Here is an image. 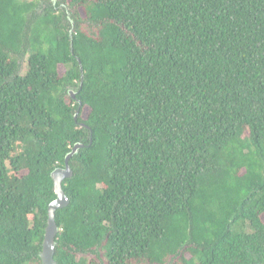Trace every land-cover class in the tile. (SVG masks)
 <instances>
[{
    "label": "trees",
    "instance_id": "obj_1",
    "mask_svg": "<svg viewBox=\"0 0 264 264\" xmlns=\"http://www.w3.org/2000/svg\"><path fill=\"white\" fill-rule=\"evenodd\" d=\"M77 142L57 264H264V0H0V264Z\"/></svg>",
    "mask_w": 264,
    "mask_h": 264
},
{
    "label": "water",
    "instance_id": "obj_2",
    "mask_svg": "<svg viewBox=\"0 0 264 264\" xmlns=\"http://www.w3.org/2000/svg\"><path fill=\"white\" fill-rule=\"evenodd\" d=\"M52 1L55 2V0ZM68 95L75 99L76 91L70 88L68 90ZM76 115L77 114H75L74 117H76ZM82 146L83 144L80 142L75 143L71 150L65 155L64 166L56 167L50 172V177L52 179V191L55 198L48 204L47 207V222L44 229L41 251L39 253L42 264H57L54 260V252L57 243L56 236L60 231V228L55 221V212L57 209L63 208L69 203V198L62 188V181L65 178L72 176L73 171L68 161L70 157L74 155Z\"/></svg>",
    "mask_w": 264,
    "mask_h": 264
},
{
    "label": "rangeland",
    "instance_id": "obj_3",
    "mask_svg": "<svg viewBox=\"0 0 264 264\" xmlns=\"http://www.w3.org/2000/svg\"><path fill=\"white\" fill-rule=\"evenodd\" d=\"M55 1L58 2L59 0H55ZM25 63H26L25 58H24V59L22 58V60H20V66H21V67H20V72H21V73L24 72V69H25ZM82 113H83L82 116L85 118V117L87 116L88 109H87V108H84Z\"/></svg>",
    "mask_w": 264,
    "mask_h": 264
}]
</instances>
